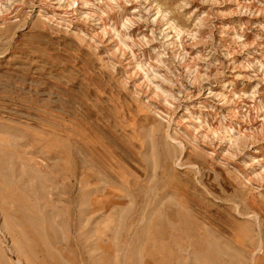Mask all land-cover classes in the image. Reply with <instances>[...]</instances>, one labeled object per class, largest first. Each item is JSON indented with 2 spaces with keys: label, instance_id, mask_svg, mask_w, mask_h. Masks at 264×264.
<instances>
[{
  "label": "rangeland",
  "instance_id": "obj_1",
  "mask_svg": "<svg viewBox=\"0 0 264 264\" xmlns=\"http://www.w3.org/2000/svg\"><path fill=\"white\" fill-rule=\"evenodd\" d=\"M2 222L0 264H264V0H0Z\"/></svg>",
  "mask_w": 264,
  "mask_h": 264
},
{
  "label": "bare ground",
  "instance_id": "obj_2",
  "mask_svg": "<svg viewBox=\"0 0 264 264\" xmlns=\"http://www.w3.org/2000/svg\"><path fill=\"white\" fill-rule=\"evenodd\" d=\"M1 227H2V228H1ZM0 234H1V236H3V237L6 239V235H5V227H4L3 222H2V224H0ZM6 250H7L8 252H12V249H11L10 246H6ZM14 258H16V257H14Z\"/></svg>",
  "mask_w": 264,
  "mask_h": 264
}]
</instances>
